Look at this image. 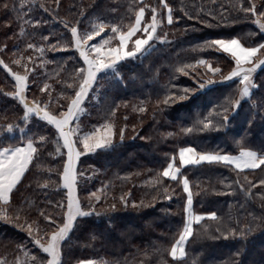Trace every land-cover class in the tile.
<instances>
[{"label": "trees", "instance_id": "16d2710c", "mask_svg": "<svg viewBox=\"0 0 264 264\" xmlns=\"http://www.w3.org/2000/svg\"><path fill=\"white\" fill-rule=\"evenodd\" d=\"M254 2L257 13L264 12V0ZM166 3L172 9V24L167 23L168 9L160 0H59L58 4L56 0H0V59L11 69L10 73L0 66V147L32 139L38 149L10 194V204H0L5 209L0 215L7 217L0 219L3 264H46L48 255L34 238L42 243L63 224L67 204L61 185L66 150L50 124L34 115L24 119L23 105L9 95L17 90L12 73L27 75L24 95L28 99L61 117L83 81L78 70L86 67L73 45L71 28L84 34L102 23L105 33L89 43L103 37L115 47L119 34H112L111 27L126 33L145 4L156 8L157 19L162 21L158 38L150 42L145 54L98 73L88 92L94 102L85 99V112L72 123L80 133L111 124L114 135L111 147L77 160L76 170L84 175L78 176L75 190L80 207L91 214L78 217L62 242L61 264L82 260L97 264H264V198L260 195L264 186L259 184L264 180V166L241 172L222 163L204 162L183 167L176 181L160 175L173 157L180 166L177 152L182 147L231 155L242 149L264 154V66L253 73L257 87L243 99L238 80L198 87L210 80L221 81L235 67L228 54L208 48L206 42L236 38L252 47L264 43V33L254 16L237 10L238 0ZM243 6H249L247 0ZM151 15L146 9L143 23H150ZM28 44L36 47L30 49ZM41 47L43 54L37 50ZM201 59L221 72L213 74L207 64L197 63ZM17 60L19 64L14 63ZM181 68L184 71H178ZM45 85L50 87L41 91ZM169 96L185 98L166 105ZM238 100L239 106L234 107ZM217 112L221 115H214ZM210 113L214 127L200 131L197 122ZM8 125H13L11 132ZM194 126L197 130L191 133L183 131ZM41 136L47 141L40 142ZM184 177L192 194V212L205 219L193 225L185 257L174 260L169 252L183 229L188 196L183 190ZM249 181L257 187L252 188ZM91 193L99 199L90 197ZM41 212L55 223H49ZM213 213L216 218H208ZM230 230L237 234L231 235Z\"/></svg>", "mask_w": 264, "mask_h": 264}, {"label": "snow or ice", "instance_id": "6c2138e0", "mask_svg": "<svg viewBox=\"0 0 264 264\" xmlns=\"http://www.w3.org/2000/svg\"><path fill=\"white\" fill-rule=\"evenodd\" d=\"M25 3L30 2V0H24ZM141 3L144 0H140ZM56 3H59V0H56ZM249 4L248 7H244V0H238L237 10L241 11L247 16L251 14L255 17L254 23L257 25L259 31L264 33V21L261 20V17H264V12L257 13V4L254 0H247ZM160 4L168 9L167 15V23L172 24V9L168 8L166 0H160ZM146 9H150L151 11V21L150 23H143L145 11ZM158 13L157 9L146 5L144 7H140L139 10L135 14V22L129 28L127 33L121 32L120 29L116 26L111 27L112 34H119L118 39L120 41V46L115 49H111L109 55L111 59L108 62H105L103 58V53L101 48L104 44H107L109 41L105 40L101 37L100 43H92L89 44L90 41L93 40L94 36H101L102 33H105V27L102 23H98L93 25V30L90 33L80 34L78 33L77 27L71 28V34L74 40L75 48L79 51L80 56L82 57L84 63L86 64L85 68H81L78 70L77 75H83V81L79 85V90L76 91L75 97L68 104V108L66 112L61 113V117L57 118L55 115H51L49 112L42 110L39 106H29L26 97L24 95L25 90L28 87L27 84V75H19L17 73H12L15 81L17 91L14 94L15 98H17L20 104L23 105L24 119L27 120L30 115L34 114L37 117L45 120L48 124L55 126L57 129L58 137L63 141V147L67 149V160L63 166V172L61 173V178L63 181L62 187L68 190L67 211L65 213L64 223L61 226L57 227V230L53 232L48 238L47 244L41 243L40 239H35L34 242L39 248L47 253L50 257L47 260V264H61V244L65 241L69 233L73 230L75 226V221L78 217L87 216L91 213L84 212L81 210L80 201L77 196L74 195L75 186L78 181V176H83L84 173H78L75 167L76 161L79 159L81 155H85L88 153L95 152L100 149H104L107 147H111L112 145V137L114 135L113 126L111 124H106L101 126L104 131L100 136H97V132L100 129H94L92 132L84 133L83 136L79 135L80 129L77 126L75 129L69 127L70 123L74 120L78 119L79 114L83 112L81 107L82 101L87 96L89 89L93 86L94 82L98 78V73L104 72L109 69H116V66L119 62L129 59L135 58L137 55H143L148 51V48L151 47L150 42L154 38L157 37V28L159 24L162 22L157 19ZM19 19H23V17H18ZM29 23V21H25ZM24 29L21 28V34H23ZM142 33V38H137L134 40V49L132 51H125L128 45V41L131 40L136 33ZM47 39V37H45ZM110 39V38H109ZM206 46L211 49H215L222 53L228 54L235 63V67L232 69L231 73L228 76H224L221 81H207L206 83L199 84L198 87L201 89L206 86H210L214 83H223L225 81H239V84L242 86L240 89L241 99L247 97L251 94V90L257 85L254 83L252 74L256 72L257 68L264 66V60H260L256 63H253V59L256 55L264 50V43H259L255 47H244L239 39H215L209 42H206ZM6 47V46H5ZM28 48H35L36 46L33 44H28ZM55 47V46H53ZM41 54L44 53V48L37 49ZM2 51V49H0ZM95 52L96 58H90L89 53ZM28 59H31L30 57ZM14 63L19 64L20 61H14ZM198 64H207L208 70L213 74H217L221 72L220 68H213L211 64L203 59L197 61ZM244 64H252V67L245 68ZM0 66H3L11 73V69L8 68V65L4 63L2 59H0ZM27 66L25 65V68ZM190 67V66H188ZM178 71H184L183 68L178 69ZM187 74V73H185ZM50 86L45 85L44 89L41 91H45ZM68 87H72V85H68ZM185 93L188 92L187 89L183 90ZM185 97H166L164 100V104H169L175 102L177 99H184ZM239 106V100L235 102L234 107ZM47 108V105H45ZM139 111H145L144 108H140ZM227 109H225V112ZM41 113H43L41 115ZM214 115L219 116L221 113L217 112ZM213 113L209 114V117H206L205 120L198 121L197 124L202 127L199 128L200 131L210 130L213 125L212 117ZM127 119V117H125ZM223 119L227 121V115L223 116ZM206 121V122H205ZM13 130V125H8L7 131L11 132ZM197 130L194 126L193 128H187L183 131L187 133H191ZM124 129H121L120 135L123 138ZM73 135H76L77 140L82 144V150H77L75 147V143L77 141L73 140ZM40 142H46L47 138L41 136L39 138ZM92 141V142H90ZM59 143V141H56ZM59 147L57 148V152H59ZM38 153L37 147L34 146V141L29 139L25 147H4L0 148V204L8 205L10 204V194L16 188L17 184L20 182L24 172L27 170L28 165L32 162L34 156ZM180 167L175 166L176 157L172 158V161L168 163L167 167L164 168L163 172L160 174L164 178H169L173 181H176L178 177L181 175V169L190 165H199L201 163H217L224 164L225 166H234L235 169L240 170L241 172L246 169H259L264 166V155L258 154L255 151L244 150L242 149L239 155H231L227 153L215 152H197L195 147H184L179 150L178 154ZM238 183V181H237ZM252 188L257 187L256 184H252L249 181ZM183 190L185 193H188L187 203H186V219L184 222L183 229L179 235V238L172 245V248L169 252V255L174 260L183 259L186 255L185 245L188 242L189 238L193 235V225L199 224L205 217L195 215L192 212V194L189 189V181L186 177L182 179ZM259 184L264 186V180H260ZM45 184L43 187H47ZM167 191V189H165ZM249 194L250 190H249ZM261 198H264V194H260ZM90 197H95L96 193H91ZM123 200L124 198L121 197ZM59 207H65L64 204L59 205ZM5 209L0 208V213L4 212ZM42 216H45L43 212H41ZM6 216L0 215V219H6ZM208 218L215 219V214H210ZM45 219L49 221V223H55V221L51 218V216H45ZM28 234L32 236L31 225H28ZM231 235H236L235 230H230ZM243 237V233L239 234ZM225 238H228L227 236ZM36 258L33 257V260ZM0 264H3V261H0ZM79 264H97L96 261L87 260L80 261ZM103 264H107V262H103Z\"/></svg>", "mask_w": 264, "mask_h": 264}, {"label": "rangeland", "instance_id": "374dc122", "mask_svg": "<svg viewBox=\"0 0 264 264\" xmlns=\"http://www.w3.org/2000/svg\"><path fill=\"white\" fill-rule=\"evenodd\" d=\"M127 33V32H126ZM137 38H142V33H140V32H138V33H136V35L135 36H133L132 38H131V40H129L128 41V45H127V48L125 49V51H132L133 49H134V40L135 39H137ZM72 41H73V45H74V40H73V37H72ZM100 41L101 40H98V41H95L94 43H100ZM89 44H92V43H89ZM75 46V45H74ZM120 46V41H119V44L118 45H116L115 47L114 46H112L111 44H110V42H108L107 44H104L103 46H102V48H101V51H102V53H103V56L101 57V58H103L104 60H105V62H108L110 59H111V56L109 55V52H110V50L111 49H115V48H118ZM244 46V45H243ZM244 47H246V46H244ZM252 47H255V46H252ZM150 48H148V50H149ZM77 50V49H76ZM78 51V50H77ZM78 53H79V51H78ZM80 55V54H79ZM89 56H90V58H93V59H95L96 58V53L95 52H90L89 53ZM260 60H264V50H261L257 55H256V57L253 59V63H256V62H258V61H260ZM85 66H86V64H85ZM243 67H245V68H250V67H252V64H244L243 65ZM19 74V73H18ZM19 75H21V74H19ZM253 75V74H252ZM23 76V75H22ZM84 78V77H83ZM17 91V90H16ZM92 95L93 94H90V96H91V98L89 99V94H88V96H86L85 98H84V100L82 101V104H81V107H82V109H83V112L81 113V114H79V117H78V119L81 117V115L85 112V110H84V108H83V103L85 102V99H86V101H91V102H94V98L92 97ZM26 97V96H25ZM26 100H27V102H28V104H29V106H39V108L40 109H42V110H45L43 107H41V105H39L38 103H36V102H33L32 100H30V99H28L27 97H26ZM46 111V110H45ZM24 112H25V109H24ZM43 113H41V115H42ZM51 114V113H50ZM32 115H34V114H32ZM52 115V114H51ZM34 116H36V115H34ZM37 117V116H36ZM37 118H39V119H41L40 117H37ZM57 118H60V117H57ZM78 119H76V120H74V121H77ZM41 120H43V119H41ZM43 121H45V120H43ZM73 121V122H74ZM46 122V121H45ZM72 122V123H73ZM72 123H70V125H69V127H71V128H73V129H75L77 126L76 125H73ZM52 127H54V129L57 131V129L55 128V126H53V125H51ZM103 131H104V129H100V131L99 132H97V136H100L102 133H103ZM89 132H92V131H90V130H88V131H85L84 133H89ZM84 133H80L79 132V135L80 136H83V134ZM74 138L75 139H77V137H76V135H73V140H74ZM61 142H62V145H63V141L61 140ZM90 142H92V141H90ZM24 144H27V142H25ZM75 147H76V149L77 150H82V148H83V146H82V144L77 140V142L75 143ZM182 148H184V147H182ZM181 149V148H180ZM179 149V150H180ZM65 150H66V160H67V149L65 148ZM179 150H178V152H177V161L179 162V158H178V154H179ZM245 150V149H244ZM241 151V150H240ZM240 151L237 153V154H234V155H239V153H240ZM261 155H264V154H261ZM66 162V161H65ZM76 164H77V161H76ZM76 164H75V167H76ZM179 164H180V162H179ZM175 166L176 167H180V166H177L176 164H175ZM167 167V166H166ZM234 167V166H233ZM235 168V167H234ZM63 184V181H62V178H61V185ZM183 185V184H182ZM65 191H66V193H67V197H68V190L65 188ZM74 195L75 196H77V193H76V190H75V192H74ZM187 195H188V193H187ZM185 208H186V206H185ZM81 210H82V208H81ZM66 211H67V208H66V210H65V213H66ZM83 211V210H82ZM200 216V215H199ZM64 219H65V214H64ZM185 219H186V212H185ZM184 222H185V220H184ZM63 223H64V221H63ZM184 226V225H183ZM56 231V230H55ZM55 231H52V232H50L49 233V235L46 237V239L42 242L43 244H47V242H48V238L50 237V235L53 233V232H55ZM119 236V235H118ZM121 236V235H120ZM48 255V254H47ZM50 257L48 256V259H49ZM47 264V263H46Z\"/></svg>", "mask_w": 264, "mask_h": 264}, {"label": "crops", "instance_id": "0c3cea01", "mask_svg": "<svg viewBox=\"0 0 264 264\" xmlns=\"http://www.w3.org/2000/svg\"><path fill=\"white\" fill-rule=\"evenodd\" d=\"M26 144H22V145H17V146H13V147H25ZM0 148H4V147H0Z\"/></svg>", "mask_w": 264, "mask_h": 264}]
</instances>
